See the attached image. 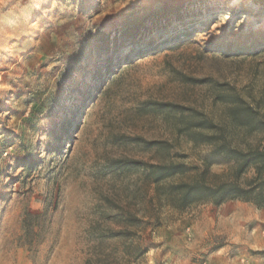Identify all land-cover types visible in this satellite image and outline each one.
Listing matches in <instances>:
<instances>
[{
	"label": "rangeland",
	"instance_id": "1",
	"mask_svg": "<svg viewBox=\"0 0 264 264\" xmlns=\"http://www.w3.org/2000/svg\"><path fill=\"white\" fill-rule=\"evenodd\" d=\"M236 97L264 100V0H0V264H264V209L148 177L200 169L187 128Z\"/></svg>",
	"mask_w": 264,
	"mask_h": 264
},
{
	"label": "trees",
	"instance_id": "2",
	"mask_svg": "<svg viewBox=\"0 0 264 264\" xmlns=\"http://www.w3.org/2000/svg\"><path fill=\"white\" fill-rule=\"evenodd\" d=\"M234 99L225 122L214 123L201 116L187 128L193 143L209 148L208 159L202 161L200 169L189 171L183 165L150 167L148 177L155 184L195 173L189 181L171 186L165 199L174 210L231 201L264 209V100L249 104L241 97ZM254 137L260 139L252 142ZM214 164L228 166V173L211 174Z\"/></svg>",
	"mask_w": 264,
	"mask_h": 264
},
{
	"label": "bare ground",
	"instance_id": "3",
	"mask_svg": "<svg viewBox=\"0 0 264 264\" xmlns=\"http://www.w3.org/2000/svg\"><path fill=\"white\" fill-rule=\"evenodd\" d=\"M213 13V11L212 10H210V13L209 14H212ZM206 18V17H205ZM205 18H203V19H201L200 21H199V25L201 26V25H203L204 23H205ZM155 38H157V36L155 35ZM158 39V38H157Z\"/></svg>",
	"mask_w": 264,
	"mask_h": 264
}]
</instances>
